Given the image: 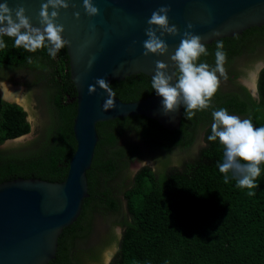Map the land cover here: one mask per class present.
Returning a JSON list of instances; mask_svg holds the SVG:
<instances>
[{"label":"trees","instance_id":"1","mask_svg":"<svg viewBox=\"0 0 264 264\" xmlns=\"http://www.w3.org/2000/svg\"><path fill=\"white\" fill-rule=\"evenodd\" d=\"M2 39L7 47L0 49V68L41 70L39 78L45 79L51 117L37 147L0 150V183L17 177L61 181L76 147L72 132L76 90L69 76L66 47L52 59L46 48L29 53L15 48L13 38ZM218 40L223 41L227 54L225 74L217 73L223 79L233 81L242 74L235 66L237 58L254 53L259 59L264 56L258 54L264 53V25ZM218 40L206 44L209 54L202 55L198 63L215 67ZM27 57H31V63ZM246 62L248 65L252 59ZM151 78L133 74L111 81L110 86L120 100L135 101L156 94ZM257 88L258 98H253L243 87V92L237 93L219 86L211 106L197 111L192 119L185 118L183 108L177 130L165 129L143 115L98 122V140L86 172L89 195L76 221L59 236L55 258L46 264H85L96 257V246L77 245L89 239L95 213L119 211L112 184L124 172L126 159L140 156L139 143L168 153L173 148L189 151L198 138L203 145L199 144L192 158L180 167L164 164L155 171L144 165L125 187L130 220L122 223L119 248L109 264H264V164L256 180L258 187L251 190L256 194L249 196V189L236 186V178L224 183V174L218 168L223 146L218 140H208L214 122L212 112L220 108L250 119L255 127H264V66L258 73ZM29 131L23 108L0 97V144Z\"/></svg>","mask_w":264,"mask_h":264},{"label":"water","instance_id":"2","mask_svg":"<svg viewBox=\"0 0 264 264\" xmlns=\"http://www.w3.org/2000/svg\"><path fill=\"white\" fill-rule=\"evenodd\" d=\"M3 2L5 0H0ZM7 2L12 9L25 8L32 25L41 27L39 12L47 0ZM67 2L68 9L59 10L56 23L63 25L62 36L70 41L65 47L69 76L76 90L72 124L76 147L68 161L67 174L61 181L17 177L0 183V264H46L55 258L59 236L65 227L76 221L82 202L89 195L86 172L98 140V122L143 115L168 130L180 127L184 107L165 115L163 98L157 94L135 101H122L113 96L115 107L104 110L103 104L109 96L96 84L97 79L103 78L110 84L133 74L152 77L158 60L168 65V74L172 75L175 65L171 56L185 31L201 36L202 43L209 44L264 25V0H92L99 9V15L93 17L86 14L83 0ZM160 7H170L169 25H175L179 34L162 37L168 45L166 54L145 56L143 42L147 39V20ZM77 12L80 14L78 19L74 15ZM189 23L193 25L192 29L187 28ZM263 65L258 63L241 81L253 88L255 75ZM171 83L173 86L176 83L174 76ZM90 85L96 87V92L91 95ZM8 96L0 90L3 100L21 107L26 103L24 98L16 101ZM20 138L24 137L6 142Z\"/></svg>","mask_w":264,"mask_h":264},{"label":"clouds","instance_id":"3","mask_svg":"<svg viewBox=\"0 0 264 264\" xmlns=\"http://www.w3.org/2000/svg\"><path fill=\"white\" fill-rule=\"evenodd\" d=\"M67 0H47L43 3L39 12L41 27H34L26 16L25 8L12 9L7 0L0 3V49L7 47L2 37L13 38L14 47L24 49L29 53H35L40 49H47L48 55L55 59L58 52L68 46L70 41L63 38L65 29L63 25L56 23L60 9H68ZM83 7L88 16L99 15V9L93 5L92 0H83ZM52 9L50 12L49 9ZM170 7H160L153 11L147 20L145 29L147 39L143 42L144 53L164 55L168 52V45L162 39L165 34L178 35L179 30L175 25H169L168 13ZM13 14L15 18H13ZM79 18V12L74 14ZM188 29L193 25L189 23ZM159 32V35L157 33ZM223 41H216L215 67L200 62V57L207 56L206 44L202 43V37L185 31L179 47L171 56L175 71L168 74V65L156 61L155 75L151 78V88L162 97L163 112L165 115L175 113L181 106L185 109V118L192 119L197 111H203L211 106L212 98L217 93L220 80L217 73L225 74L224 63L227 54L223 50ZM31 63V57H27ZM91 61L89 67H91ZM175 77L173 86L171 81ZM96 84L100 89L108 93L109 98L103 104L104 110L115 107L112 97L115 95L112 87L105 79L99 78ZM89 94L96 92V87L89 86ZM213 123L209 141H219L223 146V159L218 164L219 172L224 174V183H229L232 177L236 178V186L241 189H249L247 195L255 196L258 184L257 178L261 175V165L264 164V127H255L250 119H241L236 115H230L225 108L212 112ZM231 173V177L229 176Z\"/></svg>","mask_w":264,"mask_h":264},{"label":"rangeland","instance_id":"4","mask_svg":"<svg viewBox=\"0 0 264 264\" xmlns=\"http://www.w3.org/2000/svg\"><path fill=\"white\" fill-rule=\"evenodd\" d=\"M252 62L248 65L247 62H243V58H237L240 62L241 69H243L244 76L251 70L254 71L252 64L259 58L252 57ZM258 73L255 75L254 86L257 85ZM10 84L12 87H16L19 93L12 94L15 96H24L25 108L23 110L26 113V120L30 124V131L24 135V138L7 143L4 141L0 144V150H15L24 146L30 145L32 142H37L38 138L43 135L45 127L50 122V113L48 104L45 99V85L41 88L42 80L37 75L30 73L26 70H20L15 72L0 71V87ZM227 88L226 84L223 88ZM7 96V95H6ZM14 100L18 101L19 97ZM20 102V101H19ZM21 136V137H22ZM201 137V133H200ZM199 144L203 145L202 138H198L196 142L188 150H179L173 148L168 153L162 150L151 148L147 144L139 143L140 156L136 158H127V166L122 174L113 182V196L117 198L120 203L119 211L112 212H97L93 217V228L91 235L87 241L80 242L82 245H77V248H83L94 245L97 247V255L95 258L86 260L85 264H109L115 256L118 248L121 234L124 228L122 224L124 220L129 221L130 215L126 208V200L123 195L125 187L130 185L135 173L144 165L151 167L153 170H158L159 167L167 164L170 167H180L182 162L190 160L192 153L198 149ZM161 155V156H159Z\"/></svg>","mask_w":264,"mask_h":264},{"label":"flooded vegetation","instance_id":"5","mask_svg":"<svg viewBox=\"0 0 264 264\" xmlns=\"http://www.w3.org/2000/svg\"><path fill=\"white\" fill-rule=\"evenodd\" d=\"M261 49H263V48H261ZM260 50V49H259ZM258 54L260 55V54H264L262 51H258ZM258 54H257V56H258ZM255 55V53L252 55H245V56H243V57H241V58H243V62L244 61H247L248 59H251L252 57H255L254 56ZM260 62H262V63H264V56H262L259 60H257V61H255V63L254 64H252V66L254 67V69H255V66H257V64L258 63H260ZM235 66L237 67V70H239L240 72H242V74L241 75H239V76H237L236 78H233V81H231V80H228V79H223V78H221L219 75V80H220V85L219 86H221L222 88H224L225 87V84H226V86H227V88L226 89H231V90H233V91H235V92H237V93H242L243 92V90L241 89L242 87L243 88H245V89H247L248 91H249V93H250V95L253 97V98H258V92H257V85H255V86H253V88H251V87H249L248 85H246L245 83H243L242 81H241V79H244V78H247L248 77V75H249V72L247 73V76H244V74H243V69H241V66H240V62H236V64H235ZM264 66V65H263ZM0 70L1 71H6V72H15V71H20V70H6V69H3V68H0ZM24 70H26V71H28V72H30V73H33L34 75H37L38 76V78L40 77V76H42V73H41V70H38V69H36V68H34L33 70H28V69H24ZM261 70V69H260ZM259 70V71H260ZM252 71V70H251ZM45 73V72H44ZM44 73H43V76H44ZM42 80V83H41V88H42V86H43V84L45 85V79H41ZM257 84V83H256ZM3 88V87H2ZM2 88L0 87V90L2 91ZM43 89V88H42ZM3 92V91H2ZM23 96V95H22ZM17 97H19V95L18 96H15V97H13L14 99L15 98H17ZM42 137V136H41ZM38 143H39V141H37V142H35V143H32V144H30V145H28L29 147H32V148H34V147H37V145H38Z\"/></svg>","mask_w":264,"mask_h":264},{"label":"bare ground","instance_id":"6","mask_svg":"<svg viewBox=\"0 0 264 264\" xmlns=\"http://www.w3.org/2000/svg\"><path fill=\"white\" fill-rule=\"evenodd\" d=\"M6 84V83H5ZM2 91L4 92V95H10L13 96L14 94L19 93V90L16 87H12L10 85H3ZM13 94V95H12ZM24 98V96H19V98Z\"/></svg>","mask_w":264,"mask_h":264}]
</instances>
